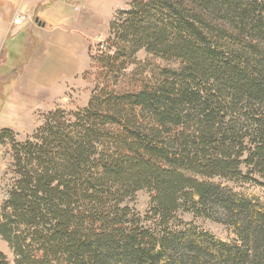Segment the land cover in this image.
Here are the masks:
<instances>
[{
	"label": "trees",
	"instance_id": "trees-1",
	"mask_svg": "<svg viewBox=\"0 0 264 264\" xmlns=\"http://www.w3.org/2000/svg\"><path fill=\"white\" fill-rule=\"evenodd\" d=\"M105 43L84 107L43 113L21 142L0 129L13 264H264V0H132ZM141 50L176 67L141 65Z\"/></svg>",
	"mask_w": 264,
	"mask_h": 264
},
{
	"label": "rangeland",
	"instance_id": "rangeland-1",
	"mask_svg": "<svg viewBox=\"0 0 264 264\" xmlns=\"http://www.w3.org/2000/svg\"><path fill=\"white\" fill-rule=\"evenodd\" d=\"M131 1L46 0L47 5L44 7V10L35 9L29 20L33 21L35 17L43 18L49 22V27L54 26L56 23L64 22L66 28L69 29V34L74 33V36H76L72 58L77 65V69L85 72L90 70L91 62L89 55H97L99 51L105 50V41L109 34V23L116 12L128 8V4ZM18 16L24 17L23 14H18ZM29 38L28 33L24 32L22 37L8 41L6 48H10L11 46L12 48H16V50L17 48L20 50L19 47H21L22 50ZM39 56V52L34 57L32 56L33 59L29 61L24 74L19 73L21 70L20 62L25 57L22 56L21 59L12 57L4 61H2L3 58H0V128L16 126V119L25 118L22 115L25 108H35L29 120H25L21 124L19 123L18 133L15 132L17 127L13 130V138L20 142L25 139L24 136L30 135L41 124L43 119L40 113L41 109L49 108L50 110L62 109L70 111L84 107L93 88V83L83 78L84 72L73 77L69 76L70 74L61 73L59 74V79L55 77L51 82H48V80L45 83L39 82L37 75L41 74V69H45V65H42L44 59ZM136 58L141 65L150 63L151 65L176 67L175 63H166L161 59L154 58L143 50L137 53ZM14 63H19V65H14ZM12 65L16 66L14 71ZM133 69L134 66H130L128 71H132ZM49 76L52 77L53 73L51 72ZM64 80H67L66 85ZM13 106L16 108L14 114L10 115L6 113V108H12ZM12 162L10 146L6 142L5 145H0V208L16 178L12 170ZM215 181L219 180L215 179ZM227 184L234 186L237 190L256 195H260L263 191L261 187L251 184H242V186H237L230 182ZM149 201L148 192L139 191L128 204L136 214L143 217L149 208ZM177 217L184 222H191L221 239H225L230 233L227 225L211 221L207 218L194 217L192 214L183 212H179ZM0 252L5 255L8 264H13L14 255L3 240H0Z\"/></svg>",
	"mask_w": 264,
	"mask_h": 264
},
{
	"label": "crops",
	"instance_id": "crops-1",
	"mask_svg": "<svg viewBox=\"0 0 264 264\" xmlns=\"http://www.w3.org/2000/svg\"><path fill=\"white\" fill-rule=\"evenodd\" d=\"M46 5V0H0V58H3L2 61H4L12 57H18L20 59L22 56L25 57V59L23 58L20 62L21 70L19 73L24 74L29 61L39 52V57L44 59L42 65H45V69H41V74L37 75V79L41 83H45L46 80L51 82L55 77L58 78L61 73L66 75L70 74L69 76L73 77L84 72L83 70L80 71L77 69V65L72 58L73 48L76 44V36H74V33L69 34V29L66 28L64 22L56 23L54 26L49 27V22L43 18L35 17L33 21L29 20L35 9L44 10ZM18 14L24 15L23 22L21 21L19 24H13L12 21ZM24 32H27L30 38L27 44H24L22 50L21 47H19L20 50L18 48L16 50V48H12L11 46L10 48H6L8 41L22 37ZM16 64L19 65V63H14V65ZM14 65H12L14 68L13 71L16 68ZM51 72L53 76H49V78L48 75H51ZM67 80H64L65 85ZM6 110V113L11 115L14 114L16 108L15 106L12 108L7 107ZM34 110L35 108H25L22 113V115L25 116L24 119H16V126L14 127L7 126L3 128H8L13 131L17 127L15 132L18 133L19 123L21 124V122L29 120ZM41 110V114L50 111L49 108L44 109L45 111L43 109Z\"/></svg>",
	"mask_w": 264,
	"mask_h": 264
},
{
	"label": "built area",
	"instance_id": "built-area-1",
	"mask_svg": "<svg viewBox=\"0 0 264 264\" xmlns=\"http://www.w3.org/2000/svg\"><path fill=\"white\" fill-rule=\"evenodd\" d=\"M23 19H24L23 16H15L14 19H13V21H12V23H13V24H19V23H21V21H22Z\"/></svg>",
	"mask_w": 264,
	"mask_h": 264
}]
</instances>
